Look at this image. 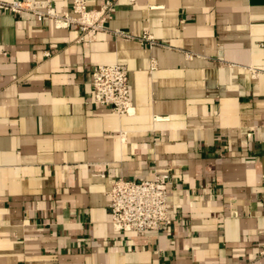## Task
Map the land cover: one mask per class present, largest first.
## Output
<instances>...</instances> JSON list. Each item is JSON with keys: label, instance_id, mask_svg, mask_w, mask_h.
<instances>
[{"label": "crops", "instance_id": "1", "mask_svg": "<svg viewBox=\"0 0 264 264\" xmlns=\"http://www.w3.org/2000/svg\"><path fill=\"white\" fill-rule=\"evenodd\" d=\"M123 4L91 44L0 11V264H264V0ZM115 64L131 116L92 103ZM164 173L173 224L116 233L112 182Z\"/></svg>", "mask_w": 264, "mask_h": 264}, {"label": "built area", "instance_id": "2", "mask_svg": "<svg viewBox=\"0 0 264 264\" xmlns=\"http://www.w3.org/2000/svg\"><path fill=\"white\" fill-rule=\"evenodd\" d=\"M124 0H105L98 8H91L89 0H73L69 10L58 11L53 0H0V11L18 16L30 13L39 22L52 20L58 29L78 28L79 43L91 44L98 34L107 30L122 7ZM134 3V0H130ZM127 39L139 40L150 48L156 46L148 34L139 38L117 31ZM46 52V58L51 57ZM130 72L122 64L97 65L91 70L93 101L96 106L107 107L118 116H131L135 112L130 94ZM175 185L171 173L155 174L153 180L127 181L118 178L112 182L110 196L111 224L116 233H132L145 237L149 233H162L173 224L169 215V196Z\"/></svg>", "mask_w": 264, "mask_h": 264}]
</instances>
